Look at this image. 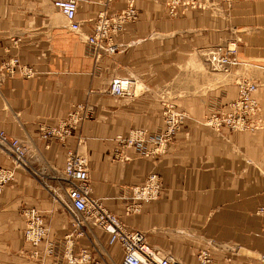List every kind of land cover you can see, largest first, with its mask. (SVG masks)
Segmentation results:
<instances>
[{
  "label": "crops",
  "instance_id": "obj_1",
  "mask_svg": "<svg viewBox=\"0 0 264 264\" xmlns=\"http://www.w3.org/2000/svg\"><path fill=\"white\" fill-rule=\"evenodd\" d=\"M131 2L140 18L112 35L117 52L90 46L98 16ZM198 2L172 17L165 0H80L81 28L74 32L54 0H0V63L17 55L34 69L30 78L0 76V130L28 149L27 167L14 168L12 154L0 145V168H14V179L0 191V264H71L66 249L78 253L90 244L101 264L110 262L112 251L121 264L123 250L101 228L75 245L66 240L68 234L75 239L74 220L41 184L56 182L69 151L88 158L93 196L179 264H198L197 253L206 247L213 250L211 264H263L264 0ZM227 42L236 44L243 63L230 73L211 72L206 53ZM116 78L132 81L131 95L111 93ZM240 78L258 84L254 128L211 126L208 118L229 111L238 97ZM171 103L186 119L163 151L147 155L153 141L142 150L123 146L137 131L146 140L161 132ZM80 105L84 119L66 142L42 138V128L58 126ZM122 151L128 159L118 158ZM153 172L163 184L159 197L132 200V187ZM132 205L139 210L127 212ZM23 206L51 218L49 236L37 248L25 240ZM34 249L37 257L30 255Z\"/></svg>",
  "mask_w": 264,
  "mask_h": 264
},
{
  "label": "built area",
  "instance_id": "obj_2",
  "mask_svg": "<svg viewBox=\"0 0 264 264\" xmlns=\"http://www.w3.org/2000/svg\"><path fill=\"white\" fill-rule=\"evenodd\" d=\"M168 14L178 17L185 14L190 8L200 6L198 0H165ZM80 0H54V6L65 16L72 31L78 32L81 28L80 22L76 19ZM140 18L139 11L131 2L128 8L108 15L102 13L95 20L94 31L87 37V43L97 51L107 54H114L118 45L113 40V34L120 32L128 23L137 22ZM14 46H18V39L13 40ZM236 47L217 45L207 52V59L214 71L228 72L240 64ZM25 77H33L34 69L21 63L17 55L11 56L8 60L0 63V76L8 74L14 77L17 73ZM239 95L230 105V110L214 113L208 118L207 123L214 127L228 126L233 130L253 129L252 116L258 110L254 94L258 84L249 80L238 81ZM111 93L116 97H124L132 94V81L129 79L116 78L112 82ZM82 106L70 111L65 119L58 126L42 128V138H58L65 140L83 119ZM186 119V113L179 111L174 104L166 106L163 117V130L155 134L150 140H146L144 131H137L126 139L125 148L137 145L139 149H145L144 144L153 141L155 148L148 150L146 154L158 153L165 148L175 134L180 131ZM122 144V142H121ZM0 145L10 151L13 157V166L27 167L28 149L17 138L9 137L4 130H0ZM119 159H128L124 151L117 153ZM14 168H0V191L3 186L14 179ZM63 179L67 185L66 191L69 200V208L77 225L81 226L82 221L92 219L94 224L99 225L109 235L110 244H119L124 256L121 264H179L172 254H164L154 248L147 240L145 232L128 228L121 219L112 213L103 204L102 200L93 196L90 186V175L87 158L80 153L69 151L63 169ZM163 184L160 175L156 172L149 174L142 185L132 188L130 198L135 201L155 200L159 197ZM127 212H136L139 208L132 205ZM264 217V207L259 209ZM22 215L26 221L25 240L30 241L34 246L39 245L47 235V225L44 217L34 208L25 206ZM264 236V227H263ZM37 255V252L34 253ZM88 255L84 254L83 259L87 261ZM198 264H211L213 253L210 247L201 249L197 253ZM264 264V252L260 256ZM70 263L75 264L76 259L70 257Z\"/></svg>",
  "mask_w": 264,
  "mask_h": 264
},
{
  "label": "rangeland",
  "instance_id": "obj_3",
  "mask_svg": "<svg viewBox=\"0 0 264 264\" xmlns=\"http://www.w3.org/2000/svg\"><path fill=\"white\" fill-rule=\"evenodd\" d=\"M219 45H224V46H228V45H230V46H235L236 47V50H237V46H236V44H234L233 42H227V43H225V44H219ZM212 49V48H211ZM210 50V49H209ZM208 50V51H209ZM236 53H237V51H236ZM237 55H238V53H237ZM239 56V55H238ZM239 59H240V64H242L243 63V59L239 56ZM206 61H207V64H208V70H210L211 72H221V71H214L211 67H210V64L208 63V59H207V53H206ZM239 64V65H240ZM238 65V66H239ZM238 66H235L234 68H236V67H238ZM234 68H232L230 71H228V72H226V73H230ZM221 73H225V71H222ZM244 79H246V80H249V81H252V82H255L256 83V81H253V80H251V79H249V78H240L238 81H240V80H244ZM257 84V83H256ZM258 89V88H257ZM257 91V90H256ZM232 102V101H231ZM171 104H173V103H171ZM167 105H169V104H166V106ZM166 106H165V109H166ZM175 107H176V105H175ZM177 108V107H176ZM165 109H164V111H165ZM179 111H181V112H184V111H182V110H180L179 108H177ZM164 111H163V117H164ZM221 113V112H220ZM83 119H84V116H83ZM82 119V120H83ZM82 120H81V122H82ZM163 122H164V120H163ZM80 124V123H79ZM78 124V125H79ZM77 128V127H76ZM75 130V129H74ZM73 130V131H74ZM72 134H73V132H72ZM71 134V135H72ZM70 135V136H71ZM69 137V136H68ZM68 137L65 139V140H61V139H58V138H50V139H47V140H58V141H61V142H66V140L68 139ZM86 157V156H85ZM87 158V157H86ZM87 160H88V158H87ZM61 172H62V169H61ZM61 172H59L58 171V173H57V175H58V178H56L55 179V181L56 182H54V183H46V184H44L43 182V184H41V185H43L46 189H48V190H50L51 192H52V198H53V200H54V202H55V205H56V207L57 208H59V209H62V210H65L68 214H69V217H71V218H73V213H72V211L70 210V208H69V200H68V195H67V191H66V188H67V185H66V183H65V180L63 179V173H61ZM151 174V173H150ZM148 176V175H147ZM146 176V177H147ZM43 181V180H42ZM53 181V180H52ZM142 185V184H141ZM136 186H138V185H136ZM133 187H135V186H133ZM132 187V188H133ZM163 188V187H162ZM162 191V190H161ZM131 192H132V189H131ZM161 194V193H160ZM131 196V195H130ZM140 201H145V200H140ZM149 201H152V200H149ZM25 206H23L21 209H23ZM29 207H32V208H34L35 210H37L43 217H44V221H45V223H46V225H47V228H48V231H47V235L45 236V238L42 240V242L41 243H43L44 241H46L47 240V238H48V236H49V232H50V217L49 216H46L45 214H44V212L41 210V209H39V208H37V207H35V206H29ZM119 217V216H118ZM120 218V217H119ZM121 219V218H120ZM73 220H74V218H73ZM121 221H122V219H121ZM123 222V221H122ZM74 223H75V220H74ZM124 223V222H123ZM125 224V223H124ZM126 225V224H125ZM75 228L77 229L74 233L76 234V235H73L74 237H75V239L74 238H69L70 237V235L71 234H68V235H66L67 237H68V239H66V240H70V239H73L74 241H75V243H74V245L76 244V240H79V238L78 237H80V238H83L84 236H86L88 233H89V230H92V229H94V228H101L99 225H96V224H94V221L92 220V219H86V220H84V221H82V225L81 226H79V225H77V223H75ZM102 229V228H101ZM263 233V232H262ZM66 237V238H67ZM26 242H28V243H30V241H26ZM40 243V244H41ZM31 244V243H30ZM40 244L39 245H37V246H34L35 248H37V247H39L40 246ZM72 245H73V243H72ZM69 248V247H68ZM66 249L67 250V253L65 254L66 255V257L68 258V260H70V257L72 256L74 259H76V263L75 264H101L100 262V260H96V259H94V255H93V252L95 251V249H96V251H98V248L97 247H95L93 244H90V245H85V246H81V248L79 249V251H78V253H73V249H72V251L70 250V248L69 249ZM50 252H51V250H49ZM71 251V252H70ZM213 251V250H212ZM33 253L32 254H30L31 255V257L33 256V257H37L38 255H39V251L37 250V249H34L33 251H32ZM35 252H37V255H34V253ZM84 254H87L89 257H88V259H87V261L85 260V259H83V255ZM110 262L108 263V264H118V260H117V254H116V252H114V251H112L111 253H110ZM232 264V263H231Z\"/></svg>",
  "mask_w": 264,
  "mask_h": 264
},
{
  "label": "bare ground",
  "instance_id": "obj_4",
  "mask_svg": "<svg viewBox=\"0 0 264 264\" xmlns=\"http://www.w3.org/2000/svg\"><path fill=\"white\" fill-rule=\"evenodd\" d=\"M222 72V71H221ZM226 73V72H225Z\"/></svg>",
  "mask_w": 264,
  "mask_h": 264
}]
</instances>
